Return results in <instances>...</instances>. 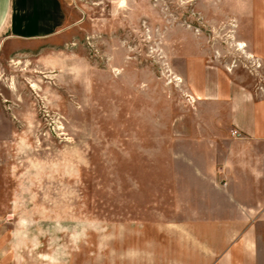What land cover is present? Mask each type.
<instances>
[{"label": "rangeland", "instance_id": "374dc122", "mask_svg": "<svg viewBox=\"0 0 264 264\" xmlns=\"http://www.w3.org/2000/svg\"><path fill=\"white\" fill-rule=\"evenodd\" d=\"M250 1L76 0L58 37L0 40V264L173 262L184 56L256 69Z\"/></svg>", "mask_w": 264, "mask_h": 264}, {"label": "crops", "instance_id": "0c3cea01", "mask_svg": "<svg viewBox=\"0 0 264 264\" xmlns=\"http://www.w3.org/2000/svg\"><path fill=\"white\" fill-rule=\"evenodd\" d=\"M75 3L0 0V40L56 38ZM242 9L248 30L235 47L256 69L210 64L199 52L184 56L189 99L172 120L179 129L166 134V172L170 186L180 187L179 220L166 234L179 238L165 245L173 260L165 264H264V0Z\"/></svg>", "mask_w": 264, "mask_h": 264}, {"label": "built area", "instance_id": "2783aa9c", "mask_svg": "<svg viewBox=\"0 0 264 264\" xmlns=\"http://www.w3.org/2000/svg\"><path fill=\"white\" fill-rule=\"evenodd\" d=\"M233 135H234L235 137H237V138H243V137H244L243 134H242L241 132L237 131V130H234V131H233ZM222 185H223L224 187H226V186H227V183L224 182Z\"/></svg>", "mask_w": 264, "mask_h": 264}]
</instances>
